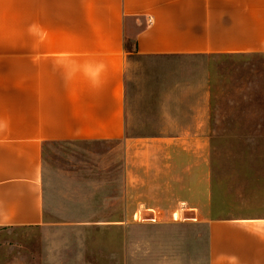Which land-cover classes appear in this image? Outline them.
<instances>
[{
  "label": "crops",
  "instance_id": "crops-1",
  "mask_svg": "<svg viewBox=\"0 0 264 264\" xmlns=\"http://www.w3.org/2000/svg\"><path fill=\"white\" fill-rule=\"evenodd\" d=\"M255 57L264 0H0L7 264H175L159 232L197 229L203 264H264V163L240 176L208 134L264 133L238 125L264 122V68L244 79L184 64ZM73 143L100 152L92 174L74 173L84 196L68 213L43 150Z\"/></svg>",
  "mask_w": 264,
  "mask_h": 264
},
{
  "label": "rangeland",
  "instance_id": "rangeland-1",
  "mask_svg": "<svg viewBox=\"0 0 264 264\" xmlns=\"http://www.w3.org/2000/svg\"><path fill=\"white\" fill-rule=\"evenodd\" d=\"M181 64V63H180ZM183 64V63H182ZM196 66L205 67H219L226 69L230 74L243 76L246 79L247 72L262 73L264 68V58L255 57L251 59H214L209 61H195L184 63ZM262 118L261 115L256 118ZM239 128H245L246 125L264 126L262 121L239 122ZM230 126V122L224 123V128ZM128 137H153L159 135H166L171 133H126ZM214 137L215 145L218 149L216 159L218 163H222L224 167L230 168L231 165L235 167L238 164L240 176H246L249 167L261 166L264 163V133H208ZM100 148L98 146L83 145V144H49L43 150V165L49 181L54 186L53 200L59 209L63 205L66 206V211L71 210V202L75 199H80L84 193H80L75 182V194L72 193L74 189V173H89L92 174L95 164L98 161V153ZM257 165V166H256ZM250 169V168H249ZM86 182V180H83ZM261 189L255 190V195L261 194ZM246 193V187L241 188L240 194ZM82 195V196H81ZM71 201V202H70ZM66 202V203H65ZM263 208V207H262ZM261 208V209H262ZM264 213V210L261 211ZM160 221L165 219H159ZM183 222L187 219H175ZM199 237V245L197 244L196 253L193 250V245L190 244L193 235ZM184 237L187 238L184 241ZM189 237V238H188ZM160 244V255L164 254L170 257L171 251L174 250L175 264H188V262H196L203 264V230H189L179 231L176 234H167L166 231H160L158 234ZM190 239V241H189ZM171 245L167 250L166 243ZM173 243V244H172ZM169 253V255L167 254ZM196 256V259H195ZM9 256L5 253L0 255V264H7ZM10 260V259H9Z\"/></svg>",
  "mask_w": 264,
  "mask_h": 264
}]
</instances>
